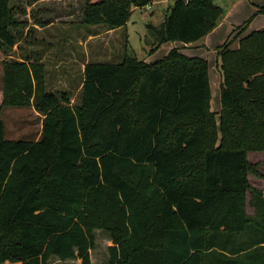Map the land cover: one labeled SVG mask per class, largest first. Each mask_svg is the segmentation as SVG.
<instances>
[{
    "label": "trees",
    "instance_id": "16d2710c",
    "mask_svg": "<svg viewBox=\"0 0 264 264\" xmlns=\"http://www.w3.org/2000/svg\"><path fill=\"white\" fill-rule=\"evenodd\" d=\"M11 2L0 0V264H93L97 232L112 242L107 264H242L227 254L243 250L245 264H264L263 237L234 247L264 228L247 158L264 152V28L218 52V116L207 61L178 49L155 63L128 50L89 60L71 105L48 89L41 55L8 59L20 42ZM152 2L86 0L83 25L121 29ZM224 16L218 0H172L150 52L198 42ZM30 106L39 139H6L4 108Z\"/></svg>",
    "mask_w": 264,
    "mask_h": 264
},
{
    "label": "rangeland",
    "instance_id": "374dc122",
    "mask_svg": "<svg viewBox=\"0 0 264 264\" xmlns=\"http://www.w3.org/2000/svg\"><path fill=\"white\" fill-rule=\"evenodd\" d=\"M218 3L220 4L219 0ZM11 5L14 8L15 18L20 24L15 30L20 42L14 46L12 56L8 59L21 61L25 56L35 59L41 55V61L45 63L47 70L48 89L54 93L62 91L70 93L71 105L78 103L82 89V55H85L88 61L118 62L128 50L139 60L155 63L163 60L171 50L178 49L184 55L207 61L211 110L217 116L220 113L221 74L217 68V54L228 39V46L231 49L239 46L237 32L232 37L231 29L222 28L219 30L222 37L216 36L219 40L214 43H204L205 37L190 48L184 47L181 42H167L150 52L155 45L152 30L159 27L171 7L166 4L161 7L133 9L127 25L115 32L102 26L89 28L83 25L86 0H12ZM84 50L85 54H83ZM2 80L3 66L0 61V88H2ZM42 118L31 106L4 108L2 120L5 125V138L38 140L42 129ZM247 158L249 163L256 167V173H250L248 177L251 187L254 190L264 189V178L257 175L264 174V152H249ZM248 198L250 201V193ZM248 210L252 214L253 209L250 206ZM111 245L112 242L106 234L97 232L96 248L91 252L92 263L107 264L108 247ZM53 262L59 263L55 259ZM67 263L79 264L80 261Z\"/></svg>",
    "mask_w": 264,
    "mask_h": 264
},
{
    "label": "crops",
    "instance_id": "0c3cea01",
    "mask_svg": "<svg viewBox=\"0 0 264 264\" xmlns=\"http://www.w3.org/2000/svg\"><path fill=\"white\" fill-rule=\"evenodd\" d=\"M172 0H153V2L147 7V8H153L161 7V5L171 6ZM220 4L224 9L226 10V14L224 16V19L220 23V25L207 37L204 39V43L211 44L214 43L216 40H219L217 37H222V34L219 32L220 29L226 28L232 30V37L235 36V32L238 34L239 44L240 40L246 36H248L250 33L256 30H261L264 28V14L260 13V8H264V0H219ZM135 10V9H134ZM119 30V29H117ZM116 30H113L112 32H115ZM217 36V37H216ZM229 39L225 45H228ZM184 44V43H182ZM194 43L190 44H184V47L190 48ZM230 48V47H229ZM239 46L236 48L238 49ZM231 49V48H230ZM85 54L86 51H83ZM187 56V55H186ZM83 62H82V72H84L85 64L88 62V60L85 59V55H82ZM193 57V56H189ZM264 192V189H262ZM249 194L247 195V214L250 216L255 215V207L250 204V201L248 200ZM251 196V195H250ZM251 200V198H250ZM251 207L253 210L252 214L249 213L248 207ZM261 223H264V221H261ZM257 230L250 234V232L245 233L244 237L236 240V244H234V247L239 248L242 247V242L250 241L249 237L252 239H258V238H264V228H261L260 226L256 228ZM260 246L264 247V243ZM248 251H240V252H234V254H227L228 256L234 258L236 261L241 262L242 264H245L244 256L246 255ZM259 257H262L264 255V248L259 252Z\"/></svg>",
    "mask_w": 264,
    "mask_h": 264
}]
</instances>
